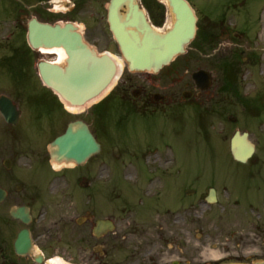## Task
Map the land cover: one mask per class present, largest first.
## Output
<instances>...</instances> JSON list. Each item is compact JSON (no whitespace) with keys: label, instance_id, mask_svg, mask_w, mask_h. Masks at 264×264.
<instances>
[{"label":"flooded vegetation","instance_id":"flooded-vegetation-1","mask_svg":"<svg viewBox=\"0 0 264 264\" xmlns=\"http://www.w3.org/2000/svg\"><path fill=\"white\" fill-rule=\"evenodd\" d=\"M107 4L108 0H0V108L13 105L19 113L17 123L12 124L0 111V174L5 180L10 182L15 174L14 163L11 169H5L1 164L5 159L14 160L17 130L21 134L20 131L34 129L41 132V137L46 136L47 115L54 111L58 113L56 136L65 131L70 121L82 120L100 145L98 153L85 162L105 163L113 149V126L108 115L111 105L125 107L123 117L126 122L121 128L123 139L129 136L128 125L131 123L128 121L133 108L140 119L148 120L138 128L143 144L139 145L137 140V145H131L132 141L127 140L120 154L130 162L142 158L146 166L135 170L137 174L155 172L157 167L148 165L151 157L163 163L170 162L171 156L167 152L170 148H159L148 134L155 131L157 116H162L163 122L170 125V134H175L172 120L177 105L184 109L188 126L193 120L201 121L200 125L206 121L212 125L213 129L204 139L213 144L224 141L231 130L233 133L247 131L249 135L255 130L258 136L252 141L255 152L260 151V155H254V161L247 167L261 171L264 164V21L258 13L227 14L221 7L214 11H207L203 6L194 9L197 16L195 38L177 59L173 74L167 76L174 81V73L182 65L183 80L178 90L160 93L154 86L158 77L149 72L122 74L113 90L98 103L82 111H72L42 78L41 63L61 62L56 51L58 47L49 49L45 45L48 35L44 24L72 23L93 49L110 50L113 38L107 21ZM155 22L161 23L160 20ZM135 89L137 97L133 96ZM214 124L218 125V130ZM40 157L33 162V168L38 173L51 174L50 178L54 180L49 186L33 187L36 192L30 194L70 193L69 187L59 186L56 182L62 170L54 171L48 154ZM160 170L165 172L170 168ZM85 179L89 185L90 180ZM87 186H78L79 190H89L87 203L82 196L83 203L79 207L83 208L79 215L68 209L56 211L55 205L44 197L36 213L30 202H24L31 215L27 225L10 215V208L17 203L2 205L12 198L6 189L5 198L0 202V219L3 221H0V264H111L112 244L125 241L128 229L116 230L115 226L113 231L96 235V220L103 218L97 216V211L105 203L101 202L99 192L93 186ZM78 217L82 219L78 221ZM15 223L20 226L16 227ZM22 228L29 231L31 245L22 246V251L18 252L15 240Z\"/></svg>","mask_w":264,"mask_h":264},{"label":"rangeland","instance_id":"rangeland-1","mask_svg":"<svg viewBox=\"0 0 264 264\" xmlns=\"http://www.w3.org/2000/svg\"><path fill=\"white\" fill-rule=\"evenodd\" d=\"M190 1L197 10L200 5L207 11L218 10L221 7L226 13L238 11L256 14L262 13L264 8V0ZM154 6L158 7V5ZM159 6L149 12L144 2V7L153 20H161L167 26L170 16L169 14L163 16L162 4ZM260 19L263 20L264 16L262 15ZM111 51L115 57H120L114 42H112ZM171 65L172 63L155 74L158 80L154 86L160 92L172 91L183 79L182 69L177 72L174 81L165 77ZM123 74L134 75L135 73L127 72L124 68ZM175 112L174 116L177 120L174 123L175 134H170V125L158 116L155 118V131L148 134V137L152 139L151 142L159 148H170L167 152L171 160H174L171 173L162 174L160 171L161 168H168L167 165L171 162L163 163L151 157L148 165L157 167L153 173L162 174L163 178L159 179L158 175L149 173L142 174V178L146 179H141L140 174L138 177L134 169H144L145 162L142 158L136 163L128 161L127 157L121 158L116 150L123 142L119 141V135L116 134L111 143L114 150L112 149L105 163L89 161L82 167L72 168L67 174L70 178L67 182L58 175L56 182L59 186L69 187L68 194H30L36 192L32 190L33 187L49 186L54 180L50 178L51 175H43L44 171L43 173L36 171L33 177L30 170H32L33 161L46 154V145L56 134L58 126L56 116L48 120L46 133L49 130L51 133L48 138L46 137V142L41 137L40 131L27 129L25 133L28 140L24 139L23 133V137L18 135L15 138L14 178L7 182L0 174V185L12 194V198L2 205L6 207L28 201L36 213L40 210L41 198L44 197L55 205L56 211L62 212L68 209L70 213L79 215L83 208L79 207L81 202L83 203L82 196L84 195L87 203L86 197L89 193L88 189L79 190L78 188L80 181L85 177L91 182L87 187L93 186L97 193L99 192L98 197L101 202L105 203V206L97 211V216L112 218L116 230L128 229V237L125 241L118 240L112 244L111 264H173L174 262L176 264H212L213 260H216L212 253L220 256L219 260L225 262L252 264L263 261V172L260 174V171H252V169L250 171L248 167H241V164L232 159L228 149V137L232 130L228 132L227 139L222 144L215 145L209 151L211 144L203 139L201 141L199 137L201 134L197 132L201 131L199 130L201 121L193 122V130H191L190 126L184 122L182 111ZM147 122L148 120L134 117L130 122L131 126L128 125L129 136H124V140L132 141L131 145H137V140L139 145L143 144L138 128L140 124ZM214 127L216 130L219 129L217 124H214ZM256 136L258 133L253 130L251 137ZM257 155H260V151ZM108 160H117V162L108 163ZM252 160L254 161L250 159L245 165H249ZM93 165L95 168L92 172ZM126 171L134 172L131 176H127ZM150 178L154 179L146 182ZM18 182L23 185L21 191L13 189V184ZM209 186L216 188L218 195L217 201L210 204L205 202ZM187 187L194 188L195 192L191 195L184 194L183 190ZM234 198L239 199L243 204L236 202ZM154 199L158 203L156 206L152 202ZM248 203L250 204L247 208ZM0 221L3 222L1 219ZM14 225L20 226L18 223Z\"/></svg>","mask_w":264,"mask_h":264},{"label":"water","instance_id":"water-1","mask_svg":"<svg viewBox=\"0 0 264 264\" xmlns=\"http://www.w3.org/2000/svg\"><path fill=\"white\" fill-rule=\"evenodd\" d=\"M166 1L172 22L165 31H159L147 21L137 0H110L108 21L129 69L157 71L182 53L185 45L194 37L196 17L189 4L185 0ZM123 6L124 14L120 11ZM69 27V24L63 28L45 26L51 39L45 45L63 46L69 56L68 66L63 69L44 63L41 69L49 86L71 104L81 105L111 82L116 66L106 55L98 56L90 51L76 32L68 34ZM98 146L87 126L82 122H75L68 125L66 132L57 137L49 149L50 155L57 161L64 159L81 163L91 153L96 152ZM231 152L241 161H245L252 154L253 144L246 138V134L234 135L231 139ZM4 195V191L0 189V200ZM213 200L214 193L211 190L209 201ZM25 210V207L13 208L11 214L27 221ZM106 224L108 223L98 222L101 227ZM28 243L27 231H20L16 247L26 246Z\"/></svg>","mask_w":264,"mask_h":264},{"label":"bare ground","instance_id":"bare-ground-1","mask_svg":"<svg viewBox=\"0 0 264 264\" xmlns=\"http://www.w3.org/2000/svg\"><path fill=\"white\" fill-rule=\"evenodd\" d=\"M57 52H58V54H59V58H60V60H63V58H64V51L60 48H58L57 50H56ZM115 62H116V64H117V66L119 67V66H121L122 65V62H121V60L119 59V58H117V59H115ZM98 97H96V98H94V99H91L90 98V101H88L87 103H86V105L85 106H88L91 102H93L94 100H96ZM87 101V100H86ZM55 165L57 166V164L55 163ZM212 256L213 257H217V255L215 254V253H212ZM56 264H59V262H57Z\"/></svg>","mask_w":264,"mask_h":264}]
</instances>
